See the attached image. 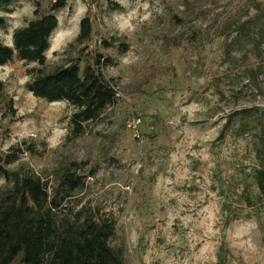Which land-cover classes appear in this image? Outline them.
I'll list each match as a JSON object with an SVG mask.
<instances>
[{
	"label": "rangeland",
	"instance_id": "obj_1",
	"mask_svg": "<svg viewBox=\"0 0 264 264\" xmlns=\"http://www.w3.org/2000/svg\"><path fill=\"white\" fill-rule=\"evenodd\" d=\"M249 1L66 0L56 13L47 68L73 55L65 49L90 10L89 49L102 39L125 44L102 50L118 101L102 121L69 139L74 107L37 98L25 87L28 69L37 64L13 59L0 65L15 111L13 117L0 113L1 150L32 147L11 167L46 178L66 161H86V184L68 208L86 205L112 217L111 243L123 248L128 264H219L222 243L223 264H264V200L253 176L256 120L245 118L243 133L239 113L262 100L249 92L234 96L244 83L241 53L225 58V39L215 28ZM9 9L1 13L0 38L11 45L13 30L33 17L34 6L17 0ZM175 35L182 44L168 50L164 43ZM229 115L233 122L224 128Z\"/></svg>",
	"mask_w": 264,
	"mask_h": 264
},
{
	"label": "trees",
	"instance_id": "obj_2",
	"mask_svg": "<svg viewBox=\"0 0 264 264\" xmlns=\"http://www.w3.org/2000/svg\"><path fill=\"white\" fill-rule=\"evenodd\" d=\"M17 0H0V26L5 25L1 13L10 12ZM33 17L13 30L11 45L0 38V65L13 59L36 63L28 69L31 78L26 89L47 102L66 101L74 107L69 117V139L86 132L89 123L102 121L104 112L118 101L113 78L105 73L110 57L102 50L114 44L125 46L120 39H102L91 47L93 20L90 10L79 21L77 36L67 44L73 52L66 62L46 66V51L58 26L57 11L65 8L66 0H30ZM216 33L224 36L225 58L240 52L243 68L239 74L244 83L234 96L249 92L261 105L241 109V132H246L245 118L256 120L255 156L257 168L254 181L261 200H264V2L250 0L236 16L227 17L215 25ZM181 36L168 37L165 47L181 46ZM126 50V49H124ZM80 61L84 64L81 66ZM13 100L4 92L0 79V113L15 115ZM233 122L229 115L224 128ZM223 132V131H222ZM242 133V134H243ZM22 143L1 150L0 141V264H128L121 246L111 240L116 236L112 217L99 214L86 205L68 208L69 200L86 184V161L69 160L42 178L22 165L12 168L20 156L31 150ZM91 172V171H90ZM92 173V172H91ZM227 251L221 244L217 261L223 264Z\"/></svg>",
	"mask_w": 264,
	"mask_h": 264
},
{
	"label": "built area",
	"instance_id": "obj_3",
	"mask_svg": "<svg viewBox=\"0 0 264 264\" xmlns=\"http://www.w3.org/2000/svg\"><path fill=\"white\" fill-rule=\"evenodd\" d=\"M127 125H128V127H132L133 129H135V127H136L135 123H130L129 122ZM135 136H137L136 131H135Z\"/></svg>",
	"mask_w": 264,
	"mask_h": 264
}]
</instances>
